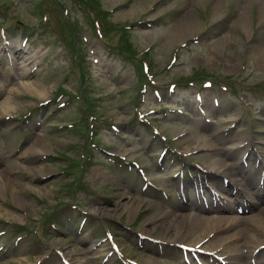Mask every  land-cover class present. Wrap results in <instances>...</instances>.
Instances as JSON below:
<instances>
[{"label":"rangeland","instance_id":"1","mask_svg":"<svg viewBox=\"0 0 264 264\" xmlns=\"http://www.w3.org/2000/svg\"><path fill=\"white\" fill-rule=\"evenodd\" d=\"M83 1L96 10L93 15L100 18L105 33L106 28H111L107 30L106 38L111 49L94 38L91 20L75 0H0V26L10 28L5 44L0 38V83L20 80L18 72L22 60L35 52L44 65L22 79L29 78L30 81L32 78L33 83L40 82L45 87V95L40 97L23 90L22 86L17 87L21 89L16 90L20 97L14 95L19 101L18 107L0 115V170L8 167L0 175V232L4 230L0 234V264H63L61 256L70 264H125V257L143 264H182L181 251L165 241L176 232L165 227L167 219L163 213L174 209L177 213L188 214L192 210L203 216L248 215L252 218L259 217L261 212L257 211L264 208V204L248 207L253 214L243 215L202 213L196 203L184 208L175 197L176 184L172 181V175L181 169L173 161L156 165L160 143L157 148H146L150 129L134 127L132 121L139 119L137 110L144 112L145 108L157 107L151 115L154 121L174 137L176 151L196 152L194 162H197L195 168H199V175H202L203 167L211 169L210 162L215 159L242 166L240 160L247 158L253 147L264 162V86L248 88L261 85L264 80V66L257 64L264 47V0ZM64 4L68 6V16L62 12ZM187 11L193 13L197 33L193 30L195 34L192 31L177 41L178 21ZM103 17L107 19L103 20ZM127 24L133 26L128 28ZM24 26L30 30L24 32ZM24 36L28 37L31 51L27 44L21 43ZM185 43L187 46L183 47ZM142 52L145 53L139 58ZM141 59L148 62L150 71L155 73L157 83L161 85L159 89L163 95L158 98L161 101L152 94L150 86L145 93L140 89L143 82ZM171 60L174 62L170 63ZM168 64L170 68L165 67ZM192 71L223 80L234 76L240 85L236 87L239 92L233 89L228 93L219 92L218 105L210 99L215 91L209 92L208 99L201 105L204 111L201 114L195 107L193 87L178 88L166 94L162 86L169 78H180ZM236 93L238 97L250 99L249 113L243 111L235 98ZM48 99L54 100L46 107H36ZM66 100L69 105L60 106ZM163 106L181 107L185 114L161 110ZM88 113L98 116V124L94 127L95 148L89 143L83 144L87 139L86 117L82 121L79 118ZM101 118L118 123L120 134L125 138L121 139L110 125L99 124ZM238 118L235 123L240 125V130L223 135L222 130ZM248 120L254 133L249 129L242 130ZM62 123H71L72 128L70 125L58 129L57 125ZM38 129L48 151L34 156L29 144L38 136ZM220 134L222 139L215 140L213 135L220 137ZM241 141L244 145L234 152ZM198 144L201 147L186 150ZM111 147L117 148L113 151L120 149L121 153H128L127 157L135 159L151 185L143 187L144 180L135 170L136 173L125 174L114 168L118 164L107 162L104 157L109 159L108 155L101 151ZM43 155L46 156L44 159L41 158ZM90 156L93 164L99 162L100 168H88L84 172ZM173 156L178 153L173 152ZM30 166H40L41 170L30 171ZM239 170L238 177L244 181L249 178L250 189L256 192L253 169L249 168L246 173L241 167ZM221 180L220 177L212 178L213 184L229 191L232 198L227 199V204L222 200L217 203L232 206L240 199L247 205L241 194ZM82 187L86 190L79 191ZM12 188L21 199L20 204L13 198ZM70 196H76L81 206L61 210ZM253 196L250 198L255 201ZM207 200L214 202L210 197ZM47 215L61 228H52V231L40 228L39 222ZM82 216L86 221L80 226ZM241 221L238 234L240 225L243 226ZM105 222L111 226H105ZM15 225L24 226L16 230ZM106 230L111 235L101 239ZM96 234L99 237H95ZM257 235L264 241L261 233ZM17 236L21 238L13 247ZM226 238L224 234L214 245L223 240L221 244L228 242L230 245L231 240ZM112 243L116 244L119 253L112 249ZM203 262L212 264L213 258H204Z\"/></svg>","mask_w":264,"mask_h":264},{"label":"bare ground","instance_id":"2","mask_svg":"<svg viewBox=\"0 0 264 264\" xmlns=\"http://www.w3.org/2000/svg\"><path fill=\"white\" fill-rule=\"evenodd\" d=\"M239 22H241V21H239ZM242 22H243V20H242ZM196 23L197 22H195V20H194L192 11H190V12L187 11V13L185 12V15L182 16V18H180L178 21L179 38H177V41L179 39H181V37H183L184 35L190 34L196 28V26H197ZM195 32H194V34H195ZM190 36H193V35H190ZM171 38H168V41ZM169 42H171V41H169ZM16 43H18V42H16ZM27 49H29L31 51V46L29 43L27 44ZM213 49L214 48H212V50ZM215 49H216V47H215ZM262 49L263 50H261L260 55H258L259 58L257 59V64L264 66V47ZM210 59H212V58H210ZM38 60H39L38 56L36 55L35 52H34V54H32V56L28 55L27 59L22 60L23 63L19 67L20 71L18 74L21 75V79L18 80L16 83H10V84L5 83L6 85L4 84V82H2L3 84L0 83V87L2 88V94L0 95V115L8 114L11 112L10 109L16 108V106L18 104L17 102H19V101H17V99L14 95H16V96L20 95L19 92H17V91L21 90V89H17V87L19 88V86H22V89L25 88L23 90H25L27 92H32L37 97L45 95V87L40 82H39V84L36 85L35 84L36 82L35 83L32 82V80H33L32 78L30 81H28L29 78L28 79H25V78L22 79V77L29 75V71L32 70V67L35 65V63H37ZM39 130L40 129H38V131H37L38 136L34 140H32L29 144L30 145L29 149L31 150V152L30 151L29 152L31 154L34 153V156L36 155V153L38 155L40 152L44 153V152L48 151V150H46V142L44 140V136L42 135L43 138L41 137V132ZM221 137L222 136H220V137L214 136L215 140H220V139H222ZM197 141L199 142L200 140H197ZM217 145H219V144H217ZM199 147H201V145L198 144V145L186 148V150H193V149H196ZM25 154H28V152L26 153V151H25ZM225 154L228 156L229 152H227ZM231 156L234 157V154H231ZM218 160L219 159H215L214 161H211L210 162L211 164L209 165V167L211 169L216 168V169H214L216 171V172L214 171V175H218L220 178L226 179L228 186H230L234 189H237L238 192L241 193L242 195H246L247 193H252L251 189H250V186H251L250 179L248 178L244 181V178L238 177V174H240V170H239V168L241 167L240 165L228 163L225 160L227 162V164H226V163H223L222 161H218ZM220 162H222V163H220ZM11 164L13 165V162L9 163V166ZM14 165H16V163H14ZM39 167L40 166H33L30 168V171L36 172L37 169L38 170L40 169ZM211 169H209V171L212 172L213 170H211ZM4 170L5 171L8 170V167L1 168L0 175H1V171H4ZM214 175L212 173L210 174V176H212V177H215ZM206 179H207V175H204L201 179V183H204V181ZM3 181H5V180H3ZM6 183L7 182H5V184ZM190 183H191V181H186L185 186H189ZM13 184H14V182L9 184V185H13ZM11 190H12L11 194H12L13 198L18 203L21 199L16 197V193H15V190L13 188ZM179 195H180V198L182 199L180 191H179ZM18 204H20V203H18ZM124 212H127V211L125 210ZM260 212H261V214L259 215V217H257V215H256L255 217L247 218V219H250L249 220L250 222L243 223V226L240 225L241 228L239 227V234L237 232L238 231V229H237L238 224H240L239 223L240 218L238 217V215L228 217V218H220V217H214L213 218V217L202 216V215L181 214V213H177V211H175L174 209H169L168 211L163 213L162 216L167 219V221L165 222V227L171 228L173 231L176 232L173 237L169 238V240L172 242L183 243L185 245H188L189 248L192 249L196 243L203 241L204 237H207L210 233L213 232L214 236L211 239L209 238L207 240V242L204 241L201 246H198V249L210 250L213 253V255L217 254L218 256L223 257V259L226 260L225 261L226 264H251L252 263L251 260H253V261L255 260L254 261L255 264H256V262L257 263L261 262L263 264L264 263V250H260L258 254L256 253V251L260 248V246L264 245V241L261 240L259 235H257L258 231L260 233H264V208H262V210ZM182 229L184 230V233H181ZM224 234H226V236H227L226 239L231 240V242H230L231 244L230 245H228V244L227 245H225V244L221 245V243L224 242V240H223V241L219 242L220 244L217 243L216 245H214L215 241L218 238L220 239L221 237H223ZM182 240L183 241L188 240L190 242L184 243V242H182ZM236 240H239V241H237L238 247L235 244ZM208 246H212V247L210 248ZM244 248H246L245 253L243 251ZM195 249H197V248H195ZM195 252H196V250H195Z\"/></svg>","mask_w":264,"mask_h":264}]
</instances>
